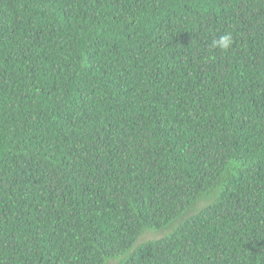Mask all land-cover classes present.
<instances>
[{
  "label": "trees",
  "instance_id": "obj_1",
  "mask_svg": "<svg viewBox=\"0 0 264 264\" xmlns=\"http://www.w3.org/2000/svg\"><path fill=\"white\" fill-rule=\"evenodd\" d=\"M0 264H264V0H0Z\"/></svg>",
  "mask_w": 264,
  "mask_h": 264
},
{
  "label": "rangeland",
  "instance_id": "obj_2",
  "mask_svg": "<svg viewBox=\"0 0 264 264\" xmlns=\"http://www.w3.org/2000/svg\"><path fill=\"white\" fill-rule=\"evenodd\" d=\"M203 203V202H201ZM205 204H207L206 202H204V204H200L199 207H203ZM164 235V232H147L145 233L140 239L141 242L142 241H148V240H152V239H158L160 237H162Z\"/></svg>",
  "mask_w": 264,
  "mask_h": 264
}]
</instances>
